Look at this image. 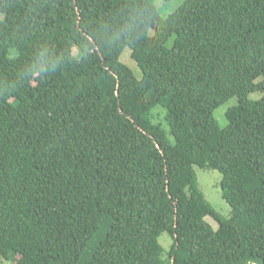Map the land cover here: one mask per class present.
<instances>
[{"label": "trees", "instance_id": "trees-1", "mask_svg": "<svg viewBox=\"0 0 264 264\" xmlns=\"http://www.w3.org/2000/svg\"><path fill=\"white\" fill-rule=\"evenodd\" d=\"M0 15V264H264V0L167 16L150 0H0ZM195 166L222 176L229 219Z\"/></svg>", "mask_w": 264, "mask_h": 264}, {"label": "rangeland", "instance_id": "rangeland-1", "mask_svg": "<svg viewBox=\"0 0 264 264\" xmlns=\"http://www.w3.org/2000/svg\"><path fill=\"white\" fill-rule=\"evenodd\" d=\"M152 5L156 8L161 16H167L168 14L177 10L180 5L183 3V0H170V1H162V0H150ZM0 19H2V15H0ZM151 34V33H150ZM174 37L170 38L165 46L167 48H171L173 44ZM120 62L126 65L133 73L137 80L141 79V71L135 64V62L131 59V52L128 48H125L119 58ZM261 80L258 79L257 81ZM33 84L35 86H41V81L38 79H34ZM263 96L262 92H255L249 95L250 100H259ZM238 104V99L236 97H232L222 105H220L214 111V118L217 121L220 128H225L228 125V121L226 119L225 113L226 111L235 105ZM67 107L66 103H63L58 111L65 109ZM194 172L198 181V186L200 190L203 192L206 200L210 203L213 210L218 213L223 220H227L231 216V208L230 206L223 200L221 193V180L222 176L215 170H202L197 166L194 167ZM206 222L212 227L213 230H218V223L213 220L211 217H207ZM163 247L166 250H169L172 245V240L163 235L160 239ZM94 244V243H93ZM4 264H12L11 262L4 261Z\"/></svg>", "mask_w": 264, "mask_h": 264}]
</instances>
